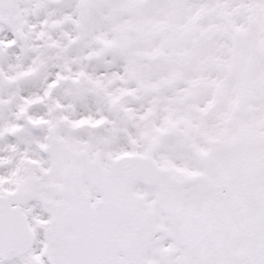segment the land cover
I'll list each match as a JSON object with an SVG mask.
<instances>
[{
  "label": "snow or ice",
  "instance_id": "obj_1",
  "mask_svg": "<svg viewBox=\"0 0 264 264\" xmlns=\"http://www.w3.org/2000/svg\"><path fill=\"white\" fill-rule=\"evenodd\" d=\"M0 264H264V0H0Z\"/></svg>",
  "mask_w": 264,
  "mask_h": 264
}]
</instances>
